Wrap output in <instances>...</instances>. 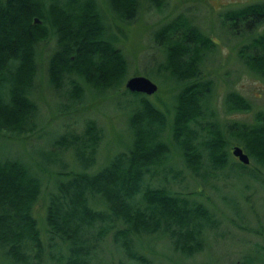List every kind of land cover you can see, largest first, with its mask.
Segmentation results:
<instances>
[{
	"label": "trees",
	"instance_id": "trees-1",
	"mask_svg": "<svg viewBox=\"0 0 264 264\" xmlns=\"http://www.w3.org/2000/svg\"><path fill=\"white\" fill-rule=\"evenodd\" d=\"M146 1L158 9L163 2ZM105 5L118 21L129 24L138 1L105 0ZM97 6L96 0H0V136L19 138L37 129L38 108L30 93L36 45L41 41L51 38L54 42L46 62L47 86L59 92L65 81L67 87L60 97L68 103L81 101L86 88L102 96L122 84L127 63L113 40L105 36ZM262 15L263 1L226 11L223 18L234 21ZM35 17L39 23L34 24ZM154 36L163 47L155 73L169 78L164 81L175 88L166 97L169 121L148 99L152 94L131 93L123 87L122 94L129 97L124 120L128 139L105 165L89 169L101 139L100 128L90 119L81 133L57 135L50 141L60 150L71 149L78 169H67V163L56 158L58 153L49 150L53 157L41 165L49 154H39L37 164L42 170L60 163L53 167L58 170L54 192L46 198L43 219L50 238L59 241L54 245L60 252L52 258L54 264H89L109 232L116 248L121 247L130 258L136 257L129 247L132 238L150 234L166 236L171 249L192 256L202 249L201 232L211 221L208 212L202 204L159 184V179L154 184L147 179L165 164L170 145L187 171L198 176L204 167L221 171L232 164L240 172L246 167L228 162V141L220 127L213 121H201L209 82L199 79L197 64L204 51L214 49L212 39L180 15L162 24ZM251 42L262 55L239 54L240 58L252 73L264 76V30ZM247 104L235 92L225 95L227 110H248ZM232 137L251 162L264 167L261 116L250 126L239 125ZM33 169L37 168H29L18 158L0 156V258L4 263L31 264L32 258H40V235L31 209L41 185Z\"/></svg>",
	"mask_w": 264,
	"mask_h": 264
},
{
	"label": "rangeland",
	"instance_id": "rangeland-1",
	"mask_svg": "<svg viewBox=\"0 0 264 264\" xmlns=\"http://www.w3.org/2000/svg\"><path fill=\"white\" fill-rule=\"evenodd\" d=\"M137 1L135 18L127 24L114 17L105 7V0H96L105 25V36L113 40L127 63L122 84L106 90L102 96L86 88L81 101L68 103V99L60 97L67 87L65 81H62L63 87L59 92L49 89L45 69L54 42L49 38L36 45V72L30 95L38 108L37 129L19 138L0 136V156L18 158L29 168H37L33 171L40 180V193L31 210L37 220L41 252L40 258L31 259V264H54L52 258L60 253L56 250L57 246L54 247L59 241L50 238L43 220L46 198L54 192L53 179L58 171L54 168H58L60 163L48 164L51 168L42 170L37 164V160L41 159L39 154H49L41 159V165L53 157L50 152L54 151L58 153L57 159L60 157L62 162L67 163V169H78L74 166L76 161L71 149L60 150L50 145V141L57 135L81 133L84 122L90 119L100 128L101 139L94 153L95 162L89 169L105 165L112 154L123 149L121 142L128 139L124 120L129 97L122 94V89L129 76H145L157 85L148 99L169 121L171 110L164 109L166 97L168 93L174 94L175 88H170L164 81L169 78L155 73V66L163 59V47L154 35L162 24L176 15L184 16L201 34L212 39L214 49L204 51L197 64L199 79L209 82L204 101L205 117L201 121H213L220 127L228 141L226 151L230 164L239 162L231 154V146H238L232 137L233 132L239 125L254 124L260 116L264 120V76L252 73L240 58V55L245 57L247 54L262 55L258 48L255 50L251 45V41L263 32L264 16L255 19L247 16L234 21L223 18L226 11L264 0H163L159 9L148 6L146 0ZM229 92L242 96L249 109L239 112L227 110L225 95ZM166 143L170 145L167 140ZM169 148L167 161L154 170L155 175L147 182L154 184L159 179L158 183L171 192L184 194L188 201L203 205L211 221L204 225L201 232L202 249L192 256H185L171 249L166 236L140 235L133 237L129 246L137 259L135 256L130 258L121 247L116 248L112 232H109L102 237L89 258V264H264V167H259L248 158L249 162L241 172L234 165L227 164L221 171L204 167L198 176L187 171L174 147L170 145ZM0 264L10 263H4L0 258Z\"/></svg>",
	"mask_w": 264,
	"mask_h": 264
},
{
	"label": "water",
	"instance_id": "water-1",
	"mask_svg": "<svg viewBox=\"0 0 264 264\" xmlns=\"http://www.w3.org/2000/svg\"><path fill=\"white\" fill-rule=\"evenodd\" d=\"M37 19L38 18L35 17L32 20L34 24L39 23ZM124 87L131 93L137 92L141 93L142 95L154 94L156 90V85L152 83L151 80L145 78V76L141 77L140 75H133L132 77L129 76L128 78H126ZM231 154L232 156L237 158L239 164L246 165L249 162L247 154L236 145L231 146Z\"/></svg>",
	"mask_w": 264,
	"mask_h": 264
},
{
	"label": "flooded vegetation",
	"instance_id": "flooded-vegetation-1",
	"mask_svg": "<svg viewBox=\"0 0 264 264\" xmlns=\"http://www.w3.org/2000/svg\"><path fill=\"white\" fill-rule=\"evenodd\" d=\"M262 237L264 238V235L262 234Z\"/></svg>",
	"mask_w": 264,
	"mask_h": 264
}]
</instances>
